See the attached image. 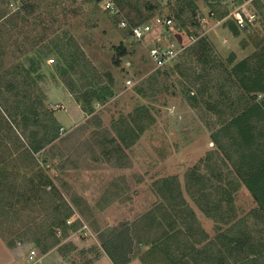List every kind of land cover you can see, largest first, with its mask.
Returning a JSON list of instances; mask_svg holds the SVG:
<instances>
[{"label":"rangeland","instance_id":"rangeland-1","mask_svg":"<svg viewBox=\"0 0 264 264\" xmlns=\"http://www.w3.org/2000/svg\"><path fill=\"white\" fill-rule=\"evenodd\" d=\"M26 1L35 7L28 22L18 21L20 37L24 40L28 35L39 44L27 55L8 53L4 61L30 71L27 82L24 72L19 71L18 76L19 91L29 92L22 95L0 88V106H12L15 96L21 105L35 101L27 105L17 132H26L34 142L43 137L54 141L47 146L48 152L43 149L34 154L43 175L34 164L22 167L21 161L12 159L1 164L0 170L10 173L7 180L12 188L0 195V264L24 263L30 249L41 253L38 264H113L108 252L122 257L135 255L134 234L142 233L143 217L162 201L154 184L165 178L179 182L201 227L212 236L214 223L199 211L184 184L187 172L219 148L213 137L222 130L218 125L221 119L207 113L202 104L191 107L179 86L182 75L156 77L146 52L148 43H137L120 29L122 18L112 17L102 0H0V11L14 12ZM129 1L137 5L136 11H129L125 3L120 8L129 22L153 25L156 18H171L169 27H155L152 34H161L166 46L187 44L190 34L194 37L179 58L181 63H197L190 51L201 38L211 45L214 59L228 67L253 57L264 44V0H220L217 4L198 0V23L190 24L191 18L183 15L184 27L169 12L168 1L174 0ZM239 8L246 25L241 28L236 23L240 30L233 35L226 24L234 20L230 12ZM224 12L226 16L218 18ZM249 15L255 18L251 21ZM40 16L44 28L39 25L30 32ZM118 46L126 54L116 66ZM1 70L0 85L2 80H12L2 76ZM108 88L111 94L105 102L86 104L85 96L104 95ZM134 117L142 119L144 131L129 145L123 144L121 151L116 150L115 146L122 144L117 128L122 120ZM45 120L51 122L42 127L33 125ZM10 127V122L8 126L0 118L4 136ZM114 138V144L105 141ZM224 138L221 144L225 152L239 160L238 153L229 147V137ZM103 149L112 150L110 156L101 152ZM45 152L50 162L43 161ZM42 176L43 185H39ZM48 180L55 187L53 192ZM21 194L31 200L16 203ZM234 204L239 217L258 208L243 185L234 195ZM64 219L65 224L56 230L55 225ZM254 221L250 218V225ZM129 235L131 240L125 238ZM50 245L54 247L46 249ZM140 248L127 264H154L149 248Z\"/></svg>","mask_w":264,"mask_h":264},{"label":"trees","instance_id":"trees-1","mask_svg":"<svg viewBox=\"0 0 264 264\" xmlns=\"http://www.w3.org/2000/svg\"><path fill=\"white\" fill-rule=\"evenodd\" d=\"M114 1L119 8L125 3L129 11H136L137 5L129 0ZM208 1L220 3V0ZM197 2L198 0L168 1L172 19L179 22V26L184 27L183 15H188L192 20L190 24L196 25L199 13ZM34 5L35 3L26 1L14 12L0 11L1 74L12 79L2 80L0 88H5L9 92L18 91L22 95H26L29 91L26 89L19 91L21 83L18 79L19 71L24 72L26 82L30 79V71H25L4 60L8 53L15 56L16 51L27 55L39 44L38 41H32L28 35L22 40L20 37L22 30L18 24L20 19L28 22ZM210 7L213 5L210 4ZM211 10L213 12V9ZM226 13L219 15L218 18L226 16ZM37 20L30 32L39 25L43 27L44 19L40 16ZM130 23L137 24L134 21ZM226 25L232 30L233 35H238L240 28L234 20L227 22ZM117 49L120 53L115 60L116 66L120 64V58L126 54L122 46H118ZM187 50L188 48L185 52ZM190 52L196 56V64L193 60L186 63L179 62L181 54L170 66L156 70L155 73L156 77L161 76L164 79L174 73L182 75L184 80L179 86L191 107L196 109L202 104L207 113H214L221 119L218 125H222V130L213 137L214 145L219 148L216 152H208L199 166L195 165L187 172L184 184V191L199 211L214 223V234L211 236L201 227L194 209L183 196L179 182L175 178H165L154 184L162 201L156 203L143 217L145 222L141 228L142 233L138 231L134 234L135 249H137L135 255L122 257L121 254L118 256L108 252L113 264L129 263L137 256L140 247H145L146 250L149 248L148 253L154 264H264V44L259 52L253 54V57L243 59L231 67L214 59L211 45L204 38L199 39L196 47ZM198 65L201 66L197 68ZM106 90V94L101 96L94 98L85 96L86 104L91 105L101 100L105 102L109 97L108 93L111 94L108 92L109 88ZM19 99L15 96L10 107L0 106V118L8 126L10 122L12 127L6 130V136L3 135V130L0 131V168L6 159H12L21 161L22 167L31 168L34 164L43 175V169L36 163L38 161L34 154L43 149L48 152L46 148L52 144L54 138L43 137L34 142L33 137H28L26 132H23V135L17 132L16 127L20 126L22 118L29 109L28 104L36 103L34 101L32 104V101H28L21 105ZM26 99L28 98L24 100ZM226 108L229 109L228 114L224 113ZM19 117L21 121L18 120ZM139 118L121 121L117 131L122 144L115 146L116 150L121 151L123 144L129 145L144 131L142 119ZM51 121L56 125L55 119L52 118ZM51 121H40L39 124L35 122L33 125L42 127L44 122ZM224 136L231 140L229 147L238 153L239 160L234 161L233 156L225 152L221 144L224 143ZM105 141L114 144L116 138L114 141L112 139ZM111 151L103 149L101 152L110 156ZM47 152L44 162H50ZM9 177H11L10 173L0 170V195L12 188V183L7 180ZM40 181L39 185H43V176L42 179L40 177ZM29 183L33 184V180L30 179ZM242 185L258 203V208L253 209L249 215L239 217L234 204V195ZM47 186L50 187L51 192L55 190L50 180ZM33 190H36L35 186ZM30 200V197L21 194L15 202L19 204ZM250 218L255 220L252 225L249 223ZM65 222L66 219L59 222L55 225V229L57 230ZM125 238L132 239L130 235L129 238L126 236ZM36 242L41 245L40 240ZM52 247L54 245L46 249Z\"/></svg>","mask_w":264,"mask_h":264},{"label":"built area","instance_id":"built-area-1","mask_svg":"<svg viewBox=\"0 0 264 264\" xmlns=\"http://www.w3.org/2000/svg\"><path fill=\"white\" fill-rule=\"evenodd\" d=\"M102 2L106 9L112 14V17L122 18L119 28L126 30L133 41L142 43L143 45L144 42L148 43L146 52L150 62L154 65L156 70L170 66L190 46V43L195 41L194 37L190 34L187 44H179L178 46L171 44L166 46L161 39V34L156 37L152 34L154 33L153 31L155 27H169L171 19L166 18L161 21L159 18H156L153 25H149L148 23L131 24L128 20L122 17V12L114 0H102ZM230 15L234 17V21L241 26V28L246 25L240 8L230 12ZM248 18L252 21L255 16L249 15ZM127 84H130L129 80L127 81ZM38 252L39 251H36L35 249L27 250L24 263L17 264H38L41 259V253Z\"/></svg>","mask_w":264,"mask_h":264}]
</instances>
